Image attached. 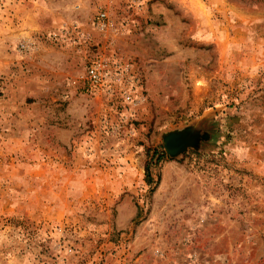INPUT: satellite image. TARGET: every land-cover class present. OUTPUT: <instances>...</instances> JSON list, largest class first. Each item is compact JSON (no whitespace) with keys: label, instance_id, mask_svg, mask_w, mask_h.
I'll return each mask as SVG.
<instances>
[{"label":"rangeland","instance_id":"1","mask_svg":"<svg viewBox=\"0 0 264 264\" xmlns=\"http://www.w3.org/2000/svg\"><path fill=\"white\" fill-rule=\"evenodd\" d=\"M0 264H264V0H0Z\"/></svg>","mask_w":264,"mask_h":264},{"label":"water","instance_id":"2","mask_svg":"<svg viewBox=\"0 0 264 264\" xmlns=\"http://www.w3.org/2000/svg\"><path fill=\"white\" fill-rule=\"evenodd\" d=\"M206 139V133H193L187 128L174 129L161 134V142L165 152L174 157L188 147H197L199 139Z\"/></svg>","mask_w":264,"mask_h":264},{"label":"built area","instance_id":"3","mask_svg":"<svg viewBox=\"0 0 264 264\" xmlns=\"http://www.w3.org/2000/svg\"><path fill=\"white\" fill-rule=\"evenodd\" d=\"M104 17L105 13L102 10L97 11L95 18L99 22L100 25H103L104 23ZM98 63H94L93 66H91L90 70L88 71L89 73V78L93 81H96L98 78Z\"/></svg>","mask_w":264,"mask_h":264},{"label":"trees","instance_id":"4","mask_svg":"<svg viewBox=\"0 0 264 264\" xmlns=\"http://www.w3.org/2000/svg\"><path fill=\"white\" fill-rule=\"evenodd\" d=\"M146 172H147V170H146ZM147 176H148V174H147ZM147 180H149V179H147Z\"/></svg>","mask_w":264,"mask_h":264}]
</instances>
